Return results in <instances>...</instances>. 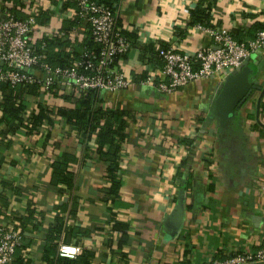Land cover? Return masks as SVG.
Here are the masks:
<instances>
[{"label": "crops", "instance_id": "0c3cea01", "mask_svg": "<svg viewBox=\"0 0 264 264\" xmlns=\"http://www.w3.org/2000/svg\"><path fill=\"white\" fill-rule=\"evenodd\" d=\"M48 1L40 2L41 17L55 16L49 31L62 33L63 23L48 11ZM73 1L52 0L49 5L67 9ZM198 1L122 0L118 7L120 25L137 45L118 63L134 84L117 93L101 92L102 108L129 113L115 205L102 193L106 165L92 151L85 156L63 121L51 129L46 143L42 136L47 128L31 135L25 128L7 132L0 125V224L22 232L12 264L55 260L58 243L72 227L78 231L68 243L82 247L73 261L92 253L88 264H208L264 245V96L261 124L256 119L257 88L264 86V48L249 59L254 88L222 128L214 102L226 74L169 94L140 84V75L158 69L146 59L148 53L165 45L195 53L212 43L209 35L188 24L189 9ZM210 17V26L247 40L264 28V0H215ZM76 26L80 35H73L81 41L87 29L81 22ZM63 92L74 93L69 88ZM65 151L77 157L70 167L75 185L68 193H58L49 185L51 164ZM179 208L180 217L174 215ZM114 222L126 227L123 247L108 246L107 233L121 237L112 228ZM57 227L63 233L53 239L56 232L49 229Z\"/></svg>", "mask_w": 264, "mask_h": 264}, {"label": "built area", "instance_id": "2783aa9c", "mask_svg": "<svg viewBox=\"0 0 264 264\" xmlns=\"http://www.w3.org/2000/svg\"><path fill=\"white\" fill-rule=\"evenodd\" d=\"M28 1V2H26ZM42 0H0V84L11 86L35 84L45 97L56 90V86L69 88L73 92L117 93L134 84L118 68L123 59L118 56L130 49V43L122 34L123 27L116 21V15L105 4L96 0H74V6H61L48 11L60 19L77 18L83 27L89 26L93 41L99 46L97 52L79 48L73 28L66 33H52L50 22L41 17ZM122 2V1H121ZM118 12V10H117ZM23 14L25 17H18ZM193 29L209 35L212 43L188 53L176 46L168 45L157 49L160 66L155 72L146 73L140 80L159 93L169 94L188 86L190 83L208 79L216 74H230L243 61L250 59L257 50L264 48V29L256 30L247 40H240L225 28L194 24ZM82 30H84L82 28ZM74 31V33H73ZM68 37L72 49L79 59L71 66H52L47 62L46 44L48 37ZM79 42V41H78ZM22 232L19 228L0 224V264H11L20 245ZM110 243L114 236L107 233ZM113 246V245H112ZM78 250V251H77ZM82 247L75 243L59 242L57 254L61 258L76 259ZM264 245L255 251L236 254L223 260L212 259L208 264H262Z\"/></svg>", "mask_w": 264, "mask_h": 264}, {"label": "trees", "instance_id": "16d2710c", "mask_svg": "<svg viewBox=\"0 0 264 264\" xmlns=\"http://www.w3.org/2000/svg\"><path fill=\"white\" fill-rule=\"evenodd\" d=\"M7 1L11 2L12 0ZM96 1L108 6L112 13L116 15L117 23L120 24L117 10L122 0ZM214 1L215 0H200L194 7L190 8L189 26L194 24L210 25L211 9L214 5ZM72 5L74 6V1ZM69 6V4H64L63 8ZM18 17L25 16L20 14ZM52 17L47 18L51 21ZM56 18L59 22L62 21L64 33L71 31L73 28H77L76 25L80 22L79 19L75 17L71 20L60 19L59 17ZM85 27L87 31H85L81 41L77 38L79 42L77 41L78 45L76 46L97 52L99 46L93 41L89 26L86 25ZM261 29L264 28H259V30ZM122 34L129 41L130 48H133V45H137V43L133 44L135 38L131 33L123 31ZM44 41L47 48V62L52 66H71L80 58L77 52L72 53L70 51V48L72 49L74 45H71L66 36L62 38L48 37L45 38ZM163 47L167 46L165 45ZM144 50L143 52H145ZM128 51L118 56V59L125 60ZM146 57L148 61L158 67L160 66L157 50L156 52L153 51L150 54L148 53ZM144 76L145 75H140V79ZM56 87V90H53L51 95L44 97L39 92V86L35 84H18L15 86H11L7 83L0 84V125L4 124L7 127V132H15L18 128H25L27 133L31 135L41 132L42 128H47V132L42 136L44 143H46V141L51 138V129L56 128L62 123L61 121H63L64 124L69 126V129L74 132L79 142L83 145L86 151L84 153L85 156L87 157L88 151H92L97 158L106 165L105 179L107 186L102 189V193L107 203L110 202L111 206L115 205V201L119 197L118 192L121 185L119 167L121 144L127 136L124 132L126 125L125 117H128L129 113L120 109L102 108L100 106L102 96L100 91L88 90L87 92L66 94L63 92L62 87ZM52 100L55 101L54 104L51 102ZM51 104L56 107L54 109L49 108L48 106H51ZM28 106H32V108L31 112L26 115L25 110ZM248 117L250 119L254 118L252 114H249ZM180 142L184 143V141ZM91 144L94 145V148L90 147ZM76 161L77 157L75 155L65 151L52 162L49 185L56 188L58 193H68L74 189L75 176L70 170V167L72 164L76 163ZM64 210L65 208L63 206L62 211ZM112 228L119 232L121 231V237L113 239L111 243L107 238L108 246L111 248L112 245H116L117 247L126 245L128 241V235L125 230L126 227L114 222ZM68 230L69 231L63 235V241L65 242H69L71 237L78 231V229L73 227ZM50 231L53 233L56 232V234L53 235V239L63 233L60 227L49 229V232ZM92 256V253H88L76 261H73L74 259L61 257H57V260L55 259L56 261L53 258H47V264H88V259ZM22 264H27V261H22Z\"/></svg>", "mask_w": 264, "mask_h": 264}, {"label": "water", "instance_id": "95a60500", "mask_svg": "<svg viewBox=\"0 0 264 264\" xmlns=\"http://www.w3.org/2000/svg\"><path fill=\"white\" fill-rule=\"evenodd\" d=\"M248 63L249 59L243 61L238 68L226 76L224 82L220 85V91L214 102L219 112L220 128L236 116L237 109L243 104L254 88L250 81L252 70ZM257 89H259L260 93L256 100V119L258 124H261L258 121V116L264 96V86ZM174 215L180 217V208L176 209Z\"/></svg>", "mask_w": 264, "mask_h": 264}, {"label": "clouds", "instance_id": "9594fccd", "mask_svg": "<svg viewBox=\"0 0 264 264\" xmlns=\"http://www.w3.org/2000/svg\"><path fill=\"white\" fill-rule=\"evenodd\" d=\"M78 251V250H77Z\"/></svg>", "mask_w": 264, "mask_h": 264}]
</instances>
